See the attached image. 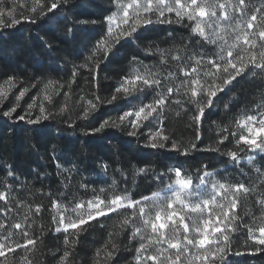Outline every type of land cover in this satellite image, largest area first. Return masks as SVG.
Instances as JSON below:
<instances>
[{
    "label": "trees",
    "instance_id": "trees-1",
    "mask_svg": "<svg viewBox=\"0 0 264 264\" xmlns=\"http://www.w3.org/2000/svg\"><path fill=\"white\" fill-rule=\"evenodd\" d=\"M254 2L258 3V0ZM114 4V0H68L54 14L45 17L37 14L35 22L28 19L31 13L17 17L20 22L16 25L9 22L10 26L0 27V85H5L8 76L15 78L8 98L0 102V192L9 195L10 191L8 203L0 201V221L4 218L3 210L7 208L13 209L8 217L12 223H24L25 214H28L27 223L31 225L29 238H39L34 247L28 246L27 251L20 248L15 254H9L5 264H135V249L139 246L140 237L132 240L134 229L121 228L122 220L130 215L131 210L100 217L79 236L73 232L70 243L65 245L64 234L55 233V210L49 193L52 199L62 200L63 208L73 195L77 201L91 198L93 188L97 192L103 189V196L110 198L125 186L122 183L124 178H127V187L135 198L150 195L164 186L150 177L137 174V169L142 167L155 169L157 173L176 164H182L193 172L201 164L209 165V170L213 171L225 167L230 172L235 170L240 173L242 170L234 169L226 156L215 152H195L192 154L195 159H185L176 152L147 147V129H142L135 136L128 135L130 128L120 127L88 133L89 129L98 127L108 116H115L142 100L147 102L151 99V94H145L107 103L121 77L129 72L133 56L144 62L158 61L160 53L157 47L164 50L178 47L180 40H187L190 35L189 29L175 23H154L142 26L134 34V41L122 40L106 61L102 51L88 59L97 40L106 32L104 18L113 11ZM69 28L72 29L71 33ZM169 32L173 33L175 39L168 38ZM207 47L216 51L213 45ZM73 71L77 73L76 83L71 84ZM93 76H96L95 81ZM49 81L52 83L48 84ZM233 84L220 94L216 106L206 111L202 148L214 146L213 141L218 138L219 131L217 124L220 128L227 125L230 131L237 133L238 138L241 132L246 134V131L234 120L256 114L257 109L264 112V74L253 76L248 72ZM45 85L50 88L48 96L52 97L51 103L40 98ZM23 88L29 91L18 102L16 112L12 116H4L5 111L17 105L16 96ZM183 91L181 89V93ZM65 93L68 95L65 96ZM97 95L105 102L88 119L81 118L80 114L88 106L87 101L95 102ZM34 97L37 103L39 100L55 114L54 119L33 124L27 118H15L27 117L25 113L29 110L28 105L34 103ZM179 98L174 96L173 100ZM226 103L230 111L225 109ZM189 120L190 115H184L180 106L170 103L164 116L165 127L175 134L177 140L185 143L194 137V132L188 127ZM213 121L217 123L213 124ZM70 124L73 126L70 127ZM233 145L234 141L228 143V147ZM251 154L241 155L246 160V156ZM261 159L257 158L255 165L264 171V155ZM9 166L19 177V185L7 177ZM235 177L236 174H233V180L239 179V176ZM262 179L264 177L260 176L257 185ZM113 180L116 181L115 186H112ZM63 192H67L68 197L61 198ZM256 198L257 195L249 196L247 202L237 209L245 223L252 227L264 212L255 203ZM21 202L22 206L17 209ZM38 205L42 211L34 215ZM11 231L14 233L12 239L23 244L22 235L14 229ZM0 235H8V232ZM246 235V228L233 234L234 251L241 250ZM113 243L118 247L115 255L108 258L107 252ZM65 250L74 254L60 262ZM230 264H264V253L233 255Z\"/></svg>",
    "mask_w": 264,
    "mask_h": 264
},
{
    "label": "snow or ice",
    "instance_id": "snow-or-ice-1",
    "mask_svg": "<svg viewBox=\"0 0 264 264\" xmlns=\"http://www.w3.org/2000/svg\"><path fill=\"white\" fill-rule=\"evenodd\" d=\"M67 2L68 0H35V6L31 8L32 15L28 19L35 22L37 14L41 17L54 14L62 3L67 4ZM114 2L115 11L104 18L106 32L97 40L88 59L98 56L102 51L106 61L122 40L134 41L136 39L134 34L142 26L154 23L160 25L175 23L189 29L190 35L187 40H180L178 54L171 57L181 65L178 71H169L164 75L153 71L151 65L140 61L143 71L140 67H133L129 74L122 76L107 103L145 94H151V99L147 102L142 100L115 116H108L99 123L98 127L89 129L88 133L93 134L109 127H120L130 128L128 135L135 136L142 129H147L145 133L147 147L176 152L179 157L185 159L189 157L195 159L192 155L195 152H215L220 156H226L234 169L240 168L241 164L246 162L253 166L259 176L264 177V171L255 165L256 154L264 155V112L259 109L256 110V114H247L234 120L236 125L246 131V134L241 132L236 138L237 133L230 131L227 125L220 128L217 124L219 131L218 138L213 141L214 146L201 147L206 111L216 106L220 94L229 86H234L233 82L238 78L242 79L248 72L253 76L264 74V0H258V3L254 0H126V2L114 0ZM9 15L11 25L20 22L11 17V13ZM8 26H10L9 22L3 18V9H0V27ZM71 31L72 29L69 28L70 33ZM168 38L175 39L172 32L168 33ZM205 45L215 46L216 51L209 53ZM48 47L51 48V45ZM180 49L183 50L184 55L179 54ZM157 51L162 54L160 63L163 64L165 50L157 47ZM150 54L154 55L151 51ZM132 61L136 62L137 57L133 56ZM189 64L194 66L189 67ZM76 75V71H73L71 84L76 83ZM92 79L95 81L96 76ZM14 80L13 76H8L4 81L9 85L7 92L0 85V102L8 98L14 87ZM51 83L52 81L48 82ZM37 86L33 85V87ZM47 87L48 85H45V89ZM181 89H184L183 93ZM28 91L27 88L20 90L19 95L16 96L17 105L5 111L4 116H12L16 112L18 102ZM67 95L65 93V96ZM174 96L180 98L173 100ZM35 99L34 97L33 100ZM45 99L52 102L51 96L46 95ZM104 102L98 95L95 102L88 100V106L83 109L80 117L88 119ZM170 103L180 106L184 115H190L188 127L194 132V137L187 143L177 140L175 134L165 127L164 116ZM34 107L35 104L28 105L29 110ZM224 107L230 111L229 104L226 103ZM15 118L18 120L27 118L29 123L35 124L42 120L54 119L55 114L41 102L39 115L33 118L30 111L27 117ZM216 123L213 121V124ZM232 141L234 145L228 147V143ZM242 153L252 154L247 155L245 160ZM56 162L59 169L58 159ZM221 171L227 173L228 167L213 171L209 170V165L201 164L193 172L184 168L182 164H176L159 173L155 169L142 167L137 169V174L150 177L164 186L150 195L135 198V194L127 187V178H124L122 183L125 186L110 198L103 196V189L97 192L93 188L91 198L77 201V197L73 195L68 203L64 204L63 209L62 200L52 199L49 193L52 208L57 213L53 215L55 233H63L64 244L68 245L73 232L79 236L100 217H107L110 214L119 215L121 212L127 213L131 210L130 215H126L122 220L121 228L134 229L131 233L132 240L137 236L140 237L139 246L135 249V264H149V262L151 264H230L233 255L264 253V225L254 229L245 223L244 217L237 211L253 193H257L255 203L264 209V190H262L264 179L257 185L252 182V177L242 170L239 179H218ZM7 177L15 180L19 185V177L15 175L11 166L7 170ZM115 184L116 181L113 180L112 186ZM9 195L0 192V201L8 203ZM60 195L61 198H65L69 194L63 192ZM22 203L16 206L17 209ZM3 211L0 234L8 232V235H0V258H2L0 264H5L8 254H15L20 248L27 251L28 246L34 247L36 239H39L29 238L31 225L27 223L28 214H25L24 223L19 221L12 223L8 217L13 209L7 208ZM29 211L31 212V209ZM41 211L42 208L38 205L34 215H39ZM69 211L74 212L75 216H69L67 214ZM245 228L247 235L244 244L240 246L241 250L234 251L233 234L240 233ZM12 229L22 235L23 244L19 240L12 239L14 235ZM257 231L259 235L256 234ZM111 235L110 233L109 236ZM117 247L115 243L112 244L111 250L107 252L108 258L115 255ZM99 252L98 249L97 256ZM70 254L74 253L65 250L60 262L66 261Z\"/></svg>",
    "mask_w": 264,
    "mask_h": 264
},
{
    "label": "rangeland",
    "instance_id": "rangeland-1",
    "mask_svg": "<svg viewBox=\"0 0 264 264\" xmlns=\"http://www.w3.org/2000/svg\"><path fill=\"white\" fill-rule=\"evenodd\" d=\"M125 2H126V0H125ZM34 6H35V0H0V9H3V18L8 22H10V15H9L10 13H11V17H14V18H17V17L22 16V15H26V14H31V8ZM115 8H116V5L114 4L113 11H115ZM178 47H171V48L165 49V53L163 54V59H164L163 64L160 63V61L162 59V54L160 52H159L160 58L158 59V61H155V62H144L143 61V63L151 65L153 71L161 72L164 75H166L167 72H169V71L176 72V71H178V68L181 65L178 62L173 61L171 59V57L173 55L178 54ZM205 49L209 53L213 52L209 47H207V45H205ZM179 54L184 55L182 49H180ZM139 62H140V60H137L136 62L132 61L130 63V69H129V72L127 74H129L131 72V69L133 67H140V70L143 71V67H142V65L139 64ZM188 66L192 67L194 65L189 64ZM3 88L7 92L9 89V85L5 84V85H3ZM49 91H50L49 87H47V89H45V87H44V90L40 94V98H43V100H44L45 96L49 94ZM40 103L41 102H39V100H38V103H37V101H34V103H32V104H35V107L31 110L26 111L25 114L28 115V113L31 111L33 116L38 115ZM257 158L260 160L262 158V155L256 154V159ZM261 161H262V159H261ZM250 166L251 165H248L246 162H243L241 164L240 168H242L244 173H246L248 176L252 177L253 183L257 184V180L259 179L260 176L256 173V171L254 172L253 167H250ZM247 167H250L249 170H247L248 169ZM238 170H240V169L238 168ZM233 174H236L235 178H237L238 176H239V178H241L240 173H238L235 170H232L231 172L228 170L227 173L221 171L217 178L218 179H220V178H232L233 179ZM249 186H251V185H249ZM255 195H257V193H253L251 196H255ZM67 214L69 216H75V213L71 212V211H69ZM55 215H57L56 211H55ZM153 216H154V212H153ZM57 218H58V216H57ZM262 225H264V215L260 216V218L255 222L253 227H254V229H258ZM256 234L259 235L258 231L256 232ZM146 242L147 241H145V243ZM8 255H7V258H8ZM0 259H2V258H0Z\"/></svg>",
    "mask_w": 264,
    "mask_h": 264
}]
</instances>
